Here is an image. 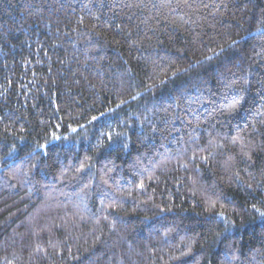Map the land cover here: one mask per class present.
<instances>
[{
  "label": "trees",
  "instance_id": "1",
  "mask_svg": "<svg viewBox=\"0 0 264 264\" xmlns=\"http://www.w3.org/2000/svg\"><path fill=\"white\" fill-rule=\"evenodd\" d=\"M260 213L264 0H0V264H264Z\"/></svg>",
  "mask_w": 264,
  "mask_h": 264
},
{
  "label": "snow or ice",
  "instance_id": "2",
  "mask_svg": "<svg viewBox=\"0 0 264 264\" xmlns=\"http://www.w3.org/2000/svg\"><path fill=\"white\" fill-rule=\"evenodd\" d=\"M95 119V118H94ZM111 137H109V139H110ZM141 187H143V185H141ZM260 215L261 216H264V213H260Z\"/></svg>",
  "mask_w": 264,
  "mask_h": 264
}]
</instances>
